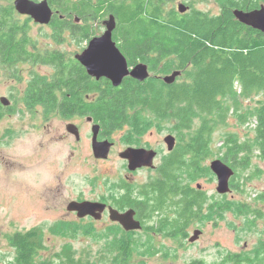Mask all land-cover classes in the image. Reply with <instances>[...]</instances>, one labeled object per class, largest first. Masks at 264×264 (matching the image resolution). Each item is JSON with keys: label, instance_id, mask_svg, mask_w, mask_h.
<instances>
[{"label": "trees", "instance_id": "trees-1", "mask_svg": "<svg viewBox=\"0 0 264 264\" xmlns=\"http://www.w3.org/2000/svg\"><path fill=\"white\" fill-rule=\"evenodd\" d=\"M0 1L7 3L0 4L2 70H17L21 63L55 65L60 69L58 79L55 77L47 82L36 76L29 83L25 94L27 104L42 102L50 107L57 100L55 89L59 88L64 91L60 106L64 117L67 113L85 110L79 104L81 95L92 91L98 97L89 106V111L104 128H117L126 117L138 116L144 111L156 116L158 123L172 119L174 132L180 133L190 130L195 119L201 120L196 134H189L187 140L180 137L181 144L173 152L172 159L164 163L159 177L142 192L138 215L145 230H152L146 223L158 219L155 223L160 225L159 233L182 241L189 238L188 230L204 212L205 217L216 213L223 216L234 210L241 213L239 210L248 208L246 205L237 207L227 200V194L214 195L210 199L202 189H197V185H192L200 178L212 176L203 162L210 154L217 119L228 108L227 100H255L254 107L248 111L249 119L255 121L253 136L241 140L237 134H232L222 140L220 159L234 171L230 179L231 191L237 190L234 179L239 173L252 170L254 158L264 161V34L234 19L229 9L239 8L238 1L216 0L224 9L221 16L209 18L200 14L182 24L176 20L155 19L145 0H97V6L106 1V12L116 17L114 40L130 65L141 62L147 64L151 72L166 76L179 70L186 77L185 81L177 80L172 85L158 81L156 87L150 82L134 85L126 82L121 89H114L107 82L89 81L76 63L65 60L57 52L45 55L36 52L37 49L31 47L35 43L30 38L29 25L21 21L11 4L14 0ZM258 1L264 3V0H254L249 9L257 8ZM48 2L66 18L60 20L55 16L51 23L57 40L64 39L66 32L70 36L80 34L86 41L97 35L96 28L87 24L72 25L67 20L77 15L86 22L90 15L93 18L98 15L99 9L93 12L90 0ZM237 85L240 93L235 89ZM4 110L8 109L0 104V116ZM117 228H112V232L124 242L116 251L120 252L123 264H128L139 250L138 242L129 239L134 232L125 233ZM11 242L16 247L19 262L31 264L36 249L34 237L16 235ZM190 264L208 263L195 260ZM217 264H264V243L249 254H226Z\"/></svg>", "mask_w": 264, "mask_h": 264}, {"label": "rangeland", "instance_id": "rangeland-1", "mask_svg": "<svg viewBox=\"0 0 264 264\" xmlns=\"http://www.w3.org/2000/svg\"><path fill=\"white\" fill-rule=\"evenodd\" d=\"M213 1L204 3L202 10L210 15L221 13L222 5ZM0 4L7 5L3 1ZM18 16L29 25V35L35 43L36 52L56 50L65 53V59L69 60L87 46L80 44L79 39L69 33H64L65 38L61 41L57 40L48 26H40L29 17ZM93 25L97 35H102L104 29L101 22ZM57 71L55 65L21 63L17 70L9 71H3L0 66V98L9 101L4 108L8 110L0 116V264H14L11 234L16 231L23 233L36 226L53 231H43L42 247L36 253L34 264H123L121 254L116 250L124 240L115 236L112 230L116 227L110 225L108 219L105 222L76 221L69 229L58 220L65 215L66 205L72 199L82 196L96 200L106 193L109 184L117 181L119 171H111L106 182L97 177L117 160V154L100 169L92 165V156L89 157V176L86 167L67 165L71 152L64 143L55 142L47 134L48 130H44V126H52L53 131L54 125L62 130L63 120L53 116L51 121H45L42 109L24 107L22 100L28 83L36 76L50 79ZM185 79L182 75L178 82ZM235 89L240 93L238 85ZM225 104L228 108L217 119L211 138L210 154L204 164L208 167L212 161L221 160L222 140L226 137L237 134L244 140L253 136L255 121L249 119L248 111L254 107L255 100L230 99ZM147 115L152 114L147 112ZM171 120L157 121L158 142L164 152L163 138L167 133L174 132ZM200 124L201 120L197 118L190 130L176 133L187 139L189 134H196ZM118 136L117 133V140ZM76 159L82 158L77 156ZM115 167L119 164L115 163ZM234 181L237 190L227 194V200L237 207L246 205L247 209L239 210L241 213L234 210L223 216L216 213L210 217H205L204 212L188 230L189 238L195 230L201 231L193 243L188 239L180 241L166 237L159 233L160 225L155 223L158 219L150 220L146 225L152 230L134 231L129 237L138 242L139 250L128 264H190L195 260L217 264L226 254L252 253L264 243V161L254 158L252 170L239 173ZM192 185H201L210 199L214 195L222 196L216 193L217 180L213 173L211 177L200 178ZM76 228L77 232H70Z\"/></svg>", "mask_w": 264, "mask_h": 264}, {"label": "flooded vegetation", "instance_id": "flooded-vegetation-1", "mask_svg": "<svg viewBox=\"0 0 264 264\" xmlns=\"http://www.w3.org/2000/svg\"><path fill=\"white\" fill-rule=\"evenodd\" d=\"M207 1L209 0H145L146 4L150 5L149 9L151 10V12L154 13L155 19H161V20H166V21L168 20L169 22L176 20L177 22L179 21L182 22V24H186L187 22H189L190 19L198 17L200 14H204L208 16L209 18L221 16L222 13L224 12L223 8L221 10V13L216 14V15H210L202 10L204 3H206ZM214 1L213 2L215 4H219V2H217L216 0ZM235 1H238L240 3L239 5L240 7L239 8L234 7L232 9H229V10H232V15H233L234 10L250 12L255 9H259L261 5H264V3H259L258 1L257 8L249 9V6L253 5L254 0H235ZM90 2L93 5V12L95 11L96 8L99 9L98 15H95L94 18L92 17V15H90L91 17H88L86 22L81 17H78L77 15H72L71 18L69 17L67 20L72 25L83 26L84 24H87L92 28H95L93 23L100 21L101 26L105 32V24H104L105 21L109 18V16H114V14L106 12V5H107L106 1L101 3L99 6H97V3H98L97 0H90ZM49 6L51 7V10L53 12L52 20L50 24L40 25V26H48L49 29L52 30L51 23L55 16H58L60 20H63L66 18H64V15L59 14V11L55 9L53 5H50V3H49ZM114 18L116 21V28H117V20L115 16ZM115 30L113 31L112 39L115 42L117 48L120 50V48L117 45L118 43L114 40ZM66 33H69V32H66ZM75 37L79 39L80 44L85 43L88 46L89 42L93 38L99 37V36L96 35L92 37L90 41L89 40L86 41L80 34H76ZM31 47L36 48L35 45H32ZM86 48L83 47L82 51H77L71 58H69V62L76 63L84 71L85 75L88 77V80L90 79L89 81H96L102 84L107 82L114 89H121L126 82H129L133 85L135 83L145 84L147 82H150L155 87L158 81H161L162 83H164L163 78L166 75H163V76L157 75V73L151 72L149 67H148L149 77L143 82H140L130 76H126L118 87H114L113 84L106 78H101L99 80H96L95 78L90 77L87 74L86 69L76 60V56L81 54ZM51 52H57V54L61 55L64 59L67 57L65 53H62L56 50L49 51L47 53H51ZM40 54L45 55L46 53L40 52ZM127 64H128L129 70H131L136 65V64L130 65L128 60H127ZM59 73H60V69L50 79H47V77H43V76H40V77L47 80V82H50L53 79H55V77L56 79H58ZM182 75L183 74L181 72V75L179 77H181ZM179 77H177L176 81L178 80ZM33 79H35V77ZM33 79L29 83H31ZM28 85H27V88H28ZM58 89H55V96L57 97V100L54 104H51L50 107L45 106L42 102L35 103L33 105L27 104L25 101V94H26L27 89L24 92L22 103L26 109L32 108V107H38L36 109H42L43 117L45 121H48V120L51 121V118L53 116H57L63 120L62 130L57 128L54 124H53L54 125L53 131H52V128H53L52 126H44V130L46 131L48 130L47 134L51 135L55 142L64 143V145L67 146L68 150L71 152L67 165H71L75 167H86L88 169L87 176H89V166L91 165L89 164V157L91 158L92 156V161H93L92 165L100 169V168H104L105 165L109 164V162L112 159V156L114 154H117V160H115L114 163L111 166H109L108 169H106L105 167V170L107 172L102 171L97 177H99L102 181L106 182L109 180V173L111 171H117V170L119 171V174L117 175V181H114L111 184H109L107 188L108 191L106 193L99 196L96 200L89 199V197L88 199H86L82 196H78L75 199H72L66 205L65 215L63 217H60V219L58 220L65 223L64 225L70 226V227L74 226L73 224H75L76 221H87L88 223L91 220L95 221L90 216H86L84 218H78L76 212H70L67 210V206L72 201L98 202V203H102L106 205L105 211L102 213V217L98 221L105 222L106 219L109 220L108 208H113L120 213H124L128 210H133L135 212V216H134L135 220L140 221L142 225V229L138 231L145 230L144 222L142 221V218H140L138 215V207L142 199V192L145 190L147 186L151 184V182L155 181L159 177V171L161 170L162 166L167 160L169 161L172 159L173 152L176 149H178V147L181 144L180 137L184 135H181L176 132L167 133L165 137L163 138V143L166 149V152H164L162 147L159 146L158 135L156 132L158 118L154 115H147L146 111L142 112V114L138 116L126 117V119L117 128H114V129L104 128L101 124V121L96 120L92 116L91 112L89 111V106L93 105L94 102L96 101V98L98 97V94L92 93V91L84 92L81 95L82 98H80L81 100L79 101V104L82 107H85V110L74 112L72 114L67 113L63 117L60 113L61 111L60 106L62 105V102H63L62 92L64 91H60V89L59 90ZM67 97L69 98L70 95H67ZM2 107L7 108L3 105ZM94 126H98L99 128L97 136H96V141L98 143H103L106 141L109 144H111L109 153L107 157L104 159H101V158L97 159L93 155L92 146H93V127ZM117 133L119 135L118 140L115 138V135ZM167 136H173V138L175 139V145L172 151H168L167 145L165 144L164 140ZM129 149H133V150L144 149L147 151L156 152V156L153 158V166L152 167L144 166V167L136 168L135 170H130L129 160L125 158V156H123V153H125ZM77 156H81L82 159H76ZM115 163H118L119 167L116 168ZM203 164H205V162H203ZM145 174H147V176H144ZM153 174L154 176H151ZM109 222H110V225L119 227L120 230H122L125 233H128L124 231V229L119 224L113 223L110 220ZM43 231L51 232L53 230L51 229L44 230L36 226L31 229H28L27 231L23 233L16 231L11 234L12 236L11 239H13V237L16 235L24 236V235L30 234L34 237V245H35L36 251L34 253V256L32 257L31 264H34L36 253L38 252V249L42 247L40 244V240L42 239L41 235H44ZM131 232H134V231H131ZM11 239H10V246L15 254L13 257V262L14 264H23L19 262L18 260L16 247L13 246Z\"/></svg>", "mask_w": 264, "mask_h": 264}, {"label": "water", "instance_id": "water-1", "mask_svg": "<svg viewBox=\"0 0 264 264\" xmlns=\"http://www.w3.org/2000/svg\"><path fill=\"white\" fill-rule=\"evenodd\" d=\"M13 7L16 14L28 16L38 25H48L52 20L53 12L47 0L38 2L32 0H14ZM233 15L244 26L264 34V5L250 12L234 10ZM104 24L105 32L101 36L93 38L87 48L76 56V60L86 69L90 77L96 80L106 78L114 87H118L126 76H130L140 82L145 81L149 77L148 66L139 63L129 70L127 60L112 39L113 31L116 28L114 16H109ZM180 75L181 71H173L163 78V82L166 85H172ZM0 103L5 107L9 105V101L4 97L0 98ZM98 129V126L93 127V155L97 159H104L109 153L111 144L106 141L103 143L96 141ZM164 141L168 151H172L175 145L173 136H167ZM123 156L129 160V169L135 170L144 166L152 167L156 152L144 149H129L123 153ZM209 169L217 180L216 193L219 195L231 193L230 179L234 176L233 169L222 160L212 161ZM197 189L200 190L201 185H197ZM105 208V204L87 201H72L67 206V210L76 212L78 218L90 216L95 221L101 219ZM108 212L109 220L119 224L124 231L131 232L142 229L140 221L134 218L135 212L133 210L120 213L113 208H108ZM200 234V230H195L193 236L188 238V241L191 243L195 242Z\"/></svg>", "mask_w": 264, "mask_h": 264}]
</instances>
